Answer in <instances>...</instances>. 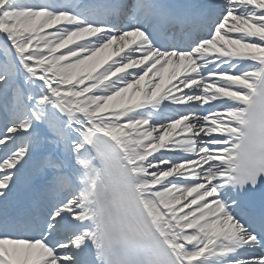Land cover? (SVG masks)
I'll return each mask as SVG.
<instances>
[{"label":"snow or ice","instance_id":"1","mask_svg":"<svg viewBox=\"0 0 264 264\" xmlns=\"http://www.w3.org/2000/svg\"><path fill=\"white\" fill-rule=\"evenodd\" d=\"M264 0H0V264H264Z\"/></svg>","mask_w":264,"mask_h":264}]
</instances>
